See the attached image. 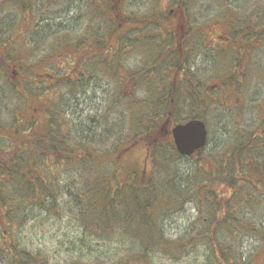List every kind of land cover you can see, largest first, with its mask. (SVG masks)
Returning a JSON list of instances; mask_svg holds the SVG:
<instances>
[{
    "label": "trees",
    "instance_id": "16d2710c",
    "mask_svg": "<svg viewBox=\"0 0 264 264\" xmlns=\"http://www.w3.org/2000/svg\"><path fill=\"white\" fill-rule=\"evenodd\" d=\"M5 1L0 0V7ZM7 1L15 4L18 2V5L14 6L20 9H27L30 4V0ZM234 1L236 2L221 0V12L213 20H222L220 24L224 25L227 31L223 40L228 46L221 47L222 49L218 43L214 46H217L219 54H222L221 61H231L230 65H234L235 70L233 72L228 68L229 72L225 75L217 73L218 90L223 97L225 91L230 88L231 96L239 99L243 96L242 82L245 84L251 75L249 65L258 58L255 56L257 50L262 51V54H258L264 58V0H252L254 8L251 12L250 9L245 11L248 13L237 10L233 5ZM179 2L184 4V0L173 1L174 5L178 4L184 8L186 0L185 5ZM115 3L116 8L124 10V0H116ZM183 20L186 22V29L184 32L182 29V34H178L176 41H173V34H168L167 42L159 40L165 48L171 45L173 48L164 57L158 55L155 59L158 60L156 65L150 64L148 60L140 68L125 67L124 60L127 55L122 53V49L131 40L127 35L117 38L116 42L112 43V50L110 45V48L106 47V57L89 58L88 67L85 68L91 76L96 72L99 73L100 81L103 74L117 81L116 88L112 91L116 97L112 101V107L114 110L116 106L121 107L118 112L120 118L113 119L112 122L107 121L106 127L104 121L99 123L100 128L96 135H73L69 131L65 132L63 124L59 126L61 122L58 114L54 115V123L51 116L47 120H38L34 112L31 123H26L27 127L20 126L24 123L23 119L18 120L16 116H12L9 121H0L3 123L0 124V200L4 205L2 216L5 226V235L0 232V239L4 238L8 242L0 241V256L5 264H49V260L42 254V249L34 251L20 246L16 232L28 220L50 218L55 208L59 211L55 213L57 216H61L62 211L76 210L78 213L74 216L75 226L80 228L84 237H106L114 243L127 240L131 254H138L139 258L146 257L150 262L151 257L159 252L173 261H178L194 249L206 246L211 252V256H208L210 264H243L238 244L230 241L222 245L218 238L222 232H226L234 239L241 229L249 228L250 223L241 216L240 205L246 202L242 198L246 194L247 197L252 195V187L261 188L264 194V114L261 113L258 121L252 126L237 127V134H231L234 140L227 149L231 150L229 158H226L219 148L207 150V146L190 157L177 153L168 123L175 124L192 117L205 120L199 114L193 113L196 112L195 109L209 105L208 99L201 95L203 85L201 79L197 78L199 70L192 71L195 58H198L196 51L201 44L202 32L199 28L196 33L191 32L192 22L186 12ZM116 26L117 21L112 29ZM113 38L114 36L112 42ZM144 39L150 40L147 37ZM97 42L100 44L101 39ZM133 43L139 50L142 45L138 44H144L142 39ZM75 47L76 45L73 48ZM4 48L6 45L2 41L0 60L8 59L3 56ZM108 57H111L110 60ZM22 66L17 70L13 69L12 74L15 75L19 71L22 74L29 73L30 69ZM29 74V79H22V85L19 83L20 92L15 91L16 85L8 84L11 90L16 92V96L24 99L27 104V99L39 93L33 90V79ZM1 75L3 76L2 73ZM171 75L176 77V80L170 77ZM82 84L83 79L75 82L74 86L79 85L84 90L85 84ZM139 89H144L147 97L136 104L133 97L137 96ZM153 96L156 99H153ZM261 107L260 104L259 109ZM188 108H192L191 115H184V110L187 111ZM49 109L48 107L47 111ZM128 114L131 115L130 123L135 120L136 126L149 124L146 129L149 139L146 141L145 157L151 162V167L144 166V163L141 164L137 159L128 158V153L127 157H124L126 160L122 159L125 149L120 147L119 143L124 140L125 135L121 125L125 119L130 118ZM101 115L103 119L104 114ZM96 118L91 117L93 123ZM109 126L112 129L107 128ZM105 131L108 132L105 137L117 139V144L112 146V159L107 156L109 151L100 150L98 136L104 138ZM164 138L163 143H158ZM130 139L128 144H133L134 140ZM167 149L178 158L193 159L197 156L193 163L194 169L184 181L182 179L176 183L175 175L174 178L165 177L168 164L171 165L172 162L170 155L162 156L163 151ZM97 152L103 155L105 162H98ZM53 166L56 171H52ZM100 166L112 167V170L97 171ZM146 169H150L149 172H146ZM85 170L89 176L95 174V178L83 182L80 176ZM50 171L55 173L52 178H48ZM240 173L250 181L249 189H243L239 184ZM69 181L71 183H68ZM172 184L180 186L174 187V193L169 191ZM71 186L76 191L75 195L71 194ZM78 186L82 189L80 194L76 189ZM82 191L86 192L83 194ZM64 193H70L72 196L69 197L68 204L57 202ZM186 198L193 201L200 217L192 223L185 235L169 238L165 235L159 219L166 214L169 202L179 200L182 203ZM249 200L252 199H248V202ZM254 201L259 202L258 199ZM60 204L65 205L64 210L59 209ZM254 204L255 202L252 203ZM253 230L259 235L258 240L264 243V230ZM130 262L131 259L127 264H133Z\"/></svg>",
    "mask_w": 264,
    "mask_h": 264
},
{
    "label": "rangeland",
    "instance_id": "374dc122",
    "mask_svg": "<svg viewBox=\"0 0 264 264\" xmlns=\"http://www.w3.org/2000/svg\"><path fill=\"white\" fill-rule=\"evenodd\" d=\"M115 1L30 0L27 9L15 7L14 5H18V2L15 4L12 1L11 3L5 1L0 7V43L5 42L6 48L3 50V56L8 59L2 58L0 60V121H9L12 116H16L18 120L23 119L24 123L20 126L27 127L26 123H31L33 120L31 116L35 109L41 103L47 105L49 102L47 108L50 109L47 112V118L51 116L54 118L53 122L56 123L54 115L58 114L61 122L59 126L63 124L65 132L69 131L73 135L74 133L86 136L96 135L99 132V123L101 124L104 121V127H106L107 121L112 122L113 119L118 120L120 118L118 112L121 107L116 106L115 110L112 107V101L116 99L112 91L116 88L117 81L112 80L111 77L105 74H103L100 81V76H96L95 72L92 74L94 76L84 79L85 87L83 90L79 85L74 86V83L79 81L77 80L78 73L70 79L65 73L67 69L62 70L58 67L67 64L65 60L70 59L68 55L71 54L75 55L71 58L73 64L74 58L80 54L106 57L108 55L107 49L110 46L112 50V43H115L117 38L126 35L130 36L133 41L142 39L144 44H138V46L142 45L140 50L135 46V43L132 44L133 41L131 40L125 48L122 46V53L127 55L124 60L125 67L140 68L148 60H150V64L155 63L156 65L158 61L155 60L156 57L158 55L164 57L173 48L172 45L165 48L159 40L167 42L168 34H173V41L177 40L178 34H182V29L183 32L186 29V22L183 20L186 12L192 22L191 32L196 33L195 31L198 28L202 32V35H200L201 44L196 51L198 58H195L192 71L199 70L197 78L201 79L203 85L201 95L209 101L207 107L202 106L198 110L195 109L196 112L193 114L197 113L204 117L207 124L209 137L207 150L219 148L226 155V158H229L231 150L227 151V149L234 140L231 138V134L233 132L237 134V127L252 126L253 123L258 121L261 113L264 114V111H262L264 109V58L260 55L262 51L257 50L260 54L255 53V56L258 58H252L254 62L251 63V66L249 65L252 71H249L251 75L247 78L248 81L245 84L242 82L243 96L239 99L238 97H232V92L228 88L223 96L227 99H224L220 90H218L217 73L220 72V75H225L229 72V69L233 72L235 70L234 65H230L231 61H225L224 63L221 61L220 56L222 54L220 55V50L217 46H214L215 43H218L220 48L228 46L226 41L223 40L227 31L225 26L220 24L222 20L218 19L213 22L221 12V0H186V5L184 0V4L179 2L181 5H185L184 8H181L178 4L177 6L174 5V0H124V10L116 8ZM233 5L240 12L249 9V12H251L254 8L252 0H236ZM232 9L235 10L236 8ZM116 21L117 26L112 29ZM152 22L155 24L153 25ZM98 36L101 38H97ZM112 36H114L113 42ZM145 37L150 40L144 39ZM77 38L78 40H76ZM98 39H101L100 44L97 42ZM117 42L119 44V41ZM75 45L76 47L73 48ZM77 45H82V47L79 48ZM120 45L124 44L120 43ZM107 46L109 47L106 48ZM143 50L145 51L143 52ZM108 58L110 60L111 57ZM19 66L30 69L29 73L32 74H27L34 80V82L32 81L33 90H44L42 95L32 97L33 100L30 104H27L21 97L16 96L15 91L20 92L21 80L24 78L29 79L25 72L22 74L19 71L18 73L14 72L15 75L12 74V70H17ZM76 70L78 71V69ZM43 73L44 75L38 76ZM48 74L52 75L51 78ZM53 75H56V77ZM44 76H47V78ZM53 77L55 78L53 79ZM170 77L174 78L173 75ZM184 78L187 79V76ZM174 80H176V77ZM50 81H57L54 88L49 87ZM9 83L16 85L15 91L11 90ZM145 97H147L146 91L139 89L137 96L133 97V102L138 104ZM152 98L156 99L155 96ZM260 104L262 109H259ZM102 113L104 114L103 119L101 117ZM184 113V115H191L192 108H188L187 111L184 110ZM128 115L130 118L125 119L121 125L126 138V140L124 138L119 143L120 147L125 149L122 159L127 157L128 153V158L137 159L141 164L144 163V166L151 167V162L147 156L145 157L147 153L146 141L149 139V135L147 136L148 130L146 129L149 124L136 126L135 120L130 123L131 115ZM37 116H39V120H44L41 115ZM91 117L94 119L97 117L94 123ZM2 122L0 124H3ZM172 125L171 122L168 123L169 129ZM107 128L112 129L110 126ZM107 133L105 131L103 134L104 138L98 136V141L101 147L100 150L109 151L107 156L112 159L111 150L112 146L117 144V139L115 137L114 139L113 137H105ZM130 138L134 140L133 144H128ZM164 141L165 138L158 143L161 144ZM167 155H170L173 167L168 164L165 177L174 178L175 175L174 181L176 180V183L182 179L184 181L194 169L193 163L197 156H194L193 159L178 158L169 149L164 150L162 153L163 157ZM97 157H99L98 162L100 163L105 159L98 152ZM97 169V171H109L112 170V167L103 168V166H100ZM149 170L146 169V172H149ZM52 171H56L55 166L52 167ZM54 175L55 173L50 171L48 178H52ZM92 175L94 177L89 176L85 170L80 179L83 182L91 181L95 178V174ZM238 176L240 179L239 184L243 186V189H249L250 185L248 183L250 181L247 177H244L242 173ZM174 187L180 186L179 184L177 186L172 184L169 186V191L174 193ZM76 189L78 193L82 190L79 189V186ZM252 189L250 197L253 198L247 197L246 194L242 198L246 202L240 205L242 209L241 216L250 223V230L249 228L241 229L234 239L228 233L222 232L218 242H221L222 245L230 243V241L237 243L243 264H264V243L258 240L259 235L257 236L253 230V228L264 230V194L261 188L252 187ZM85 192L82 191L83 194ZM73 193H76V191L71 186V194ZM69 197V194L64 193L63 196L57 199V202L68 204L72 196ZM188 199L186 198L182 203L175 200L174 203L169 202L170 206H165L167 207L166 214L162 215L159 221L161 220V227L167 237L178 238L185 235L189 227L191 228L192 223L198 220L197 208L193 201ZM248 199L252 200L248 202ZM254 199H258L259 202L254 201ZM253 202H255L254 205H252ZM3 206L0 200L1 235H5V233L3 234V231H5L4 217L2 216ZM59 209L64 210L65 205L60 204ZM56 212L59 213L55 208V212L50 218L28 220L16 232V238L20 246L34 251L42 249V254L45 259L49 260V264H127L129 259H131L130 263L133 264H210L208 256H211V252L206 246L194 249L178 261H173L159 252L151 257L150 262L146 260V257L139 258L138 254H131L129 250L130 243L127 240L114 243L112 239L106 237L97 238L95 235L84 237L80 228L75 226L74 216L78 213L76 210L62 211L61 216H57ZM4 240V238L0 239L2 242ZM4 243L8 242L5 240ZM246 261L247 263H245ZM0 264H5L1 256Z\"/></svg>",
    "mask_w": 264,
    "mask_h": 264
},
{
    "label": "water",
    "instance_id": "95a60500",
    "mask_svg": "<svg viewBox=\"0 0 264 264\" xmlns=\"http://www.w3.org/2000/svg\"><path fill=\"white\" fill-rule=\"evenodd\" d=\"M171 134L177 152L184 156H189L203 148L207 142L205 123L196 118L175 124Z\"/></svg>",
    "mask_w": 264,
    "mask_h": 264
},
{
    "label": "flooded vegetation",
    "instance_id": "af4514ba",
    "mask_svg": "<svg viewBox=\"0 0 264 264\" xmlns=\"http://www.w3.org/2000/svg\"><path fill=\"white\" fill-rule=\"evenodd\" d=\"M72 56H75V55H73V54H71L70 56L68 55V57L70 59L65 60V63H67V64H65L64 66H59L58 68H60L62 70L67 69V71H65V73L70 79H72L73 76H76L77 73L79 74L77 80H82L83 79V81H85L84 79H89L91 75H90V73L87 72L85 67L88 64L89 58L92 57V56H88L87 54L77 55L74 58V64H73V60H71ZM76 69H78V71ZM42 75H44V73L43 74H39L38 76H42ZM48 76L50 77L52 75L48 74ZM53 76L56 77V75H53ZM96 76H99V73H96ZM44 77L47 78V76H44ZM55 77H53V79ZM45 78H43V79H45ZM38 82H40V81H38ZM49 83H50V84H48V85H50L49 87L54 88V86L57 83V81H54V82L50 81ZM87 89H88V86H87ZM40 94L42 95L43 92L39 91L38 95H36V96H40ZM33 97H35V96H33ZM32 100H33L32 97L30 99H27V101H29L28 102L29 104L31 103ZM46 106L47 105H45V103H43V104L41 103L40 106H38V108L35 109V111H34L36 115H41V117H43L45 120L49 119V118H47V112L48 111H47V107ZM37 118H38V120L40 119L39 116H37Z\"/></svg>",
    "mask_w": 264,
    "mask_h": 264
}]
</instances>
